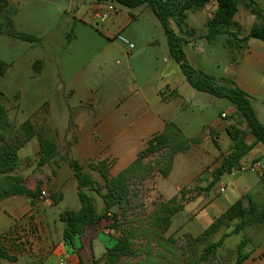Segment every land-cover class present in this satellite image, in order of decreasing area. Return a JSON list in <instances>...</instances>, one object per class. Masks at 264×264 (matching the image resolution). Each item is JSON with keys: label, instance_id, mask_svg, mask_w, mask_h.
<instances>
[{"label": "rangeland", "instance_id": "374dc122", "mask_svg": "<svg viewBox=\"0 0 264 264\" xmlns=\"http://www.w3.org/2000/svg\"><path fill=\"white\" fill-rule=\"evenodd\" d=\"M70 3V0H13L0 15L2 34L0 35V61L11 63L22 55V59L18 60L15 66L20 72L26 73V67L36 58H44L49 72L52 73L51 77L39 76L32 82L24 75L17 80H12L9 76L0 78V104L8 108L10 120L16 127V131H19L18 133H23L21 125L24 122L31 121L39 124L44 134L57 144L58 153L53 161L45 167L37 166L36 168L38 171L41 169L47 171L45 181L48 183L49 190L45 192L47 195L53 193L51 195L53 197L61 194L57 187L58 184L66 181L68 175L65 172L73 173L67 163L69 159L74 160L70 146L73 137L66 132L70 122L81 114V111L86 114L93 112V106L97 102L106 105L112 102L118 103L126 96L128 86L133 82L132 74L141 85L145 82L155 85L169 75L171 78L176 77L180 71V66L174 61L165 62L167 53L164 46L168 42L167 36L160 20L151 9L147 8L134 25L121 34L123 38L136 46V49L132 51V59L128 56L123 57L128 45L118 38L114 42L115 46H109L106 40L97 42L85 39H81L77 46H69L70 40L76 35V29L71 27L67 29L68 24L63 23L62 20L66 22L71 20L70 26L74 24L73 13L76 10ZM202 15L203 12H189L188 27L194 28L199 33L203 32L205 27ZM64 32H67L66 36L63 35ZM14 33H25L33 36L37 41L33 43L22 41L11 36ZM224 38H226L225 35L218 37L212 45L216 59L228 55L221 45ZM231 52L234 53L233 57H238L235 51ZM70 54L77 56L76 66L85 69L88 74L87 85L78 87L73 94L68 92L69 87H62L53 75L57 72V65L69 64ZM206 56L212 58L208 52ZM117 60H121V64H118ZM206 68L209 72H223L214 70L213 66ZM179 73L181 77L182 71ZM224 101L229 103L228 100ZM199 152L201 150L194 148L184 153L194 157ZM24 153L25 150H22V156ZM256 153L260 155L261 150ZM161 155L157 153L145 162L154 165ZM222 159L223 155L215 161L216 164L209 163L201 173L195 174L192 181L180 184L179 190L177 185H173L176 178L169 183L167 180L169 177L164 178L157 171H154L145 181L141 182L138 179L131 181L130 194L124 205L115 207L108 214L110 221L103 220L98 226L102 237L110 245H113L115 239L121 235L119 231L107 228L114 219L118 220L122 229L136 228L142 231L134 239L132 255L124 257L122 264H145L148 243L151 244L156 259L165 256L164 258H171L176 264H236L237 248L245 235L249 238L245 253L251 256L257 250L264 251V224L248 226L240 234H232L234 225L231 224L230 227H223L205 243L197 244L196 249L190 246L189 238H196L209 228L244 194V187H248L247 195L251 199L264 206V178L260 180L257 174L250 172L224 175L215 187L219 189L221 185H224L223 193L215 189L206 190L211 183L212 171ZM260 161L264 163L261 159ZM87 172L91 173L93 179L98 182V189L104 194L106 190L99 174L88 169ZM174 186H177L176 190L172 188ZM86 193L93 198L95 208L100 213L103 206L101 197L98 193L89 190H86ZM173 198H176L178 204H184L185 208L184 211L173 216L171 227L163 233L165 238L173 241L164 248L161 246L164 243L158 244L145 234L147 230L152 229L151 221L156 209ZM79 203V198L73 199L70 192H67L64 200L61 199L47 209L46 216L54 223L53 219L57 218L59 211H71ZM24 232V230L16 229L13 235L8 236L6 246L12 250L24 251L26 249ZM38 234V229L33 230V235L39 236ZM221 239H224V242L218 252L207 260L202 259L201 254L206 244L218 243ZM35 240L38 242V249L41 239L35 238ZM244 264H257V262L245 261Z\"/></svg>", "mask_w": 264, "mask_h": 264}, {"label": "crops", "instance_id": "0c3cea01", "mask_svg": "<svg viewBox=\"0 0 264 264\" xmlns=\"http://www.w3.org/2000/svg\"><path fill=\"white\" fill-rule=\"evenodd\" d=\"M7 1L12 4L13 0ZM254 1L264 11V0ZM70 2L71 7L76 10L73 13L74 24L70 26L71 20L67 22L62 20L63 23L68 24L67 29L68 27L76 29V35L70 40L69 46H77L76 44L81 39L97 42L106 40L109 46H115L116 37L132 27L148 8L142 6L129 9L111 0H70ZM109 4H114L116 11L111 13L109 19L102 21L100 16ZM215 10L216 5L210 4L205 9L197 11L203 12L202 20L205 30L199 33L189 26V33L184 36L186 59L196 70L214 76L218 80L233 79L239 88L251 96L257 117L264 125V43L251 39L246 45L235 46L232 50L227 47L226 36L221 41V45L228 55L219 59L214 58L215 51L212 45L216 40L210 43L204 37L207 34L206 21ZM235 19L242 26L244 34L248 33L256 22L255 17L243 6ZM16 34L27 35L25 33ZM0 35H2L1 32ZM63 35L66 36L67 32ZM130 43L134 45L133 50H135V44ZM164 47L167 53L164 58L165 62H173L169 54L168 42ZM127 48L123 57L128 56L133 59V50L130 51L129 47ZM231 51H235L238 57H233L234 53ZM207 52L212 58L206 56ZM20 59L22 55L11 63L0 61L7 65L4 76L0 78L9 76L10 79L17 80L24 75L32 82L36 81L39 76L51 77L52 73L49 72L44 58H36L26 67V73L20 72L15 66ZM69 59V64L57 65V72L53 75L62 87H69L68 92L73 94L78 87L87 85L88 74L85 69L76 66L77 56L70 54ZM37 62L41 63L40 66L36 64ZM117 63L121 64V60H117ZM211 66L214 70L223 72H209L206 67ZM179 72L181 69L176 77L171 78L169 75L155 85L147 84V82L141 85L132 74L133 82L128 86L126 96L118 103L112 102L106 105L97 102L93 106V112L86 114L81 111V114L70 122L66 132L72 134L73 137L70 146L74 160H77L86 171L89 163L108 161L111 165L110 177L114 178L137 159L147 143L155 135L162 133L167 124L177 126L190 141L189 151L194 148L201 150L194 157L185 153H180L175 157L173 170L167 180L172 183L171 180L176 178L173 185H177L178 190L180 184L192 181L195 174L201 173L209 163H215L221 155L223 158L228 156L233 143L227 130L235 125L232 119L235 108L229 101H227L229 103H224L226 99L193 89L186 82L184 75L180 77ZM6 109L8 110L7 107ZM223 115L226 116L223 117ZM247 141L250 144L253 143V136L250 135ZM262 148H264L262 145H257L241 163H251L260 159L264 162V149ZM22 150H25L23 156ZM258 150H261L260 155L256 153ZM39 151L38 140H31L19 151V165L13 174L22 177L26 188L31 192H36L38 189L40 192L49 190L48 183L45 181L47 171L36 169L40 159ZM235 172L240 173L236 170L233 173ZM65 173L68 175L66 181L58 184L57 187L61 193V199L66 198L67 192H70L73 199L79 198L78 182L74 172L70 174L66 171ZM259 178L262 179V177ZM177 186L172 188L176 190ZM215 187L213 189L217 190ZM248 192V187H244V194L241 197L247 195ZM51 195L53 193H48L45 198H42L40 194L35 197L18 195L0 201V239L8 234L11 236L16 229H20L25 231L23 236L26 241V249L18 255L17 261L13 263L3 261V264H91L94 259H100L105 254L110 244L99 231L100 222L87 228L81 236L75 239L74 245L64 239L65 224L63 226L60 219L64 211H59L57 218L53 219L54 223L46 216L47 209L56 204ZM80 209L81 203L71 211ZM104 209L103 202L101 212L97 213L101 214ZM35 229H38L39 236L33 235ZM35 238L41 239L38 249V242ZM263 259L264 251L258 252L257 250L246 261L262 264Z\"/></svg>", "mask_w": 264, "mask_h": 264}, {"label": "trees", "instance_id": "16d2710c", "mask_svg": "<svg viewBox=\"0 0 264 264\" xmlns=\"http://www.w3.org/2000/svg\"><path fill=\"white\" fill-rule=\"evenodd\" d=\"M129 9H136L146 6L152 10L164 27L169 54L173 61L180 66L186 82L195 90L205 92L220 99L228 100L235 112L232 119L235 125L227 132L232 140L231 152L224 157L219 165L212 171L213 180L207 187L211 191L221 180L222 176L233 173L242 160L252 152L257 145L264 147V125L260 122L252 105V98L244 90L239 88L233 79L223 78L218 80L214 76L196 70L186 59L184 50L185 35L189 33L188 14L205 9L210 4L216 5V10L206 21L207 34L204 37L208 42L216 40L220 36H227V47L234 49L235 46L247 44L251 39L260 40L264 43V11L254 0H111ZM9 6L7 0H0V15ZM245 7L256 19V22L246 34L243 33L242 26L236 21V15L240 9ZM26 42H36L37 39L24 34H12ZM40 65V62L36 63ZM7 65L0 63V77L4 76ZM245 128V129H242ZM23 133H18L9 117V112L5 106L0 104V201L12 196L35 197L41 195L38 189L31 192L26 188L22 177L13 175L19 165V151L31 140L37 139L40 145L39 167H44L51 163L58 153L57 144L53 139L44 134V130L39 128V124L31 121L21 125ZM253 136L254 142L249 143L247 138ZM190 141L181 130L174 124H167L165 130L155 135L142 150L137 159L116 177H110L111 165L108 161H98L89 163L88 170L99 174L104 182L106 192L102 194L98 189V182L93 179L83 166L76 160H68L70 168L78 182V196L81 203L79 211H67L61 214L60 219L65 224L63 237L70 244L74 245L76 238L84 231L99 222L110 221L108 214L117 206H123L126 202L130 190L131 181L138 179L145 181L154 171L159 172L164 178L170 176L175 157L189 150ZM161 153L160 159L152 165L145 162L151 156ZM86 190L98 193L101 196L105 209L101 214L97 213L94 200ZM55 195V194H54ZM54 203L61 200V195L51 197ZM184 204H178L176 198L162 203L152 216L151 230H147L146 236L151 240L161 244L162 247L173 243L171 239L164 237V232L172 225V218L177 213L183 211ZM113 222V223H112ZM109 225V230L119 231L121 235L115 239L113 245H109L105 254L100 259H94L91 264H122V259L133 253L134 239L142 232L140 229H122L117 219ZM234 225L232 234L244 232L248 226L264 224V206L251 199L249 195L231 205L221 214L213 224L209 226L200 236L190 237V246L196 249L199 243H205L208 238L217 234L223 227ZM162 232V233H160ZM10 234L0 239V264L3 261L16 262L18 255L23 251L12 250L7 247V238ZM151 236V237H150ZM224 239L218 243L206 244L201 258L207 260L223 246ZM249 243L248 236H244L243 241L237 248L236 264H244L250 258L249 253H245V248ZM147 258L145 264H176L171 258H155L151 244H147ZM200 258V259H201ZM159 259V260H158Z\"/></svg>", "mask_w": 264, "mask_h": 264}, {"label": "built area", "instance_id": "2783aa9c", "mask_svg": "<svg viewBox=\"0 0 264 264\" xmlns=\"http://www.w3.org/2000/svg\"><path fill=\"white\" fill-rule=\"evenodd\" d=\"M116 11V7L114 4H109L106 8V11L103 12L100 16V19L102 21H106L107 19H109L111 13ZM116 38H118L121 42L125 43L126 45H128L129 50H133L134 49V45L131 44L128 40H126L125 38H123L121 35H118ZM226 115H223V117H225ZM238 172L240 173H253V174H257L259 177H264V165L260 160L257 161H253L251 163H241L238 166L237 169ZM225 191V186H221L219 187V189H217V192L219 193H223ZM47 193L45 191H42L41 193V197L45 198L47 197Z\"/></svg>", "mask_w": 264, "mask_h": 264}]
</instances>
